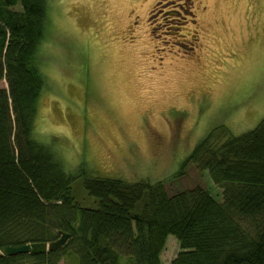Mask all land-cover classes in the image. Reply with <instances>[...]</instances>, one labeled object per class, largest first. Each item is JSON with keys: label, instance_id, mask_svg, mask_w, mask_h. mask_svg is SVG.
Returning <instances> with one entry per match:
<instances>
[{"label": "rangeland", "instance_id": "1", "mask_svg": "<svg viewBox=\"0 0 264 264\" xmlns=\"http://www.w3.org/2000/svg\"><path fill=\"white\" fill-rule=\"evenodd\" d=\"M38 66L46 80L34 137L68 174L201 187L182 163L213 130L240 137L264 119V0H46ZM1 89H8L0 81ZM73 184L79 206L97 208ZM181 252L170 236L160 258ZM69 255L61 264H77Z\"/></svg>", "mask_w": 264, "mask_h": 264}, {"label": "trees", "instance_id": "2", "mask_svg": "<svg viewBox=\"0 0 264 264\" xmlns=\"http://www.w3.org/2000/svg\"><path fill=\"white\" fill-rule=\"evenodd\" d=\"M46 0H0V264H162L170 236L181 252L171 264H264V119L231 136L211 131L182 163L207 171L223 202L196 187L170 196L163 182L129 183L65 172L34 137L46 80L38 66L46 38ZM97 208L79 206L73 184ZM70 240L45 254L5 257L6 247Z\"/></svg>", "mask_w": 264, "mask_h": 264}, {"label": "water", "instance_id": "3", "mask_svg": "<svg viewBox=\"0 0 264 264\" xmlns=\"http://www.w3.org/2000/svg\"><path fill=\"white\" fill-rule=\"evenodd\" d=\"M70 237V234L62 233L60 239L55 242L28 244L20 247H6L1 253L5 257L26 254H45L62 249L68 243Z\"/></svg>", "mask_w": 264, "mask_h": 264}]
</instances>
